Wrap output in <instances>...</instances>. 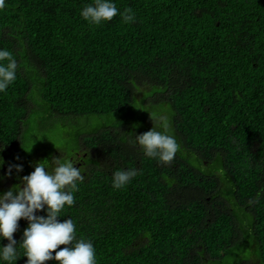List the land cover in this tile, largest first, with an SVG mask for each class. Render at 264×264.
Listing matches in <instances>:
<instances>
[{
    "label": "trees",
    "instance_id": "trees-1",
    "mask_svg": "<svg viewBox=\"0 0 264 264\" xmlns=\"http://www.w3.org/2000/svg\"><path fill=\"white\" fill-rule=\"evenodd\" d=\"M113 2L120 12L130 8L135 22L118 14L90 24L80 13L94 0H5L0 48L18 68L0 93V144L19 145L39 108L46 121L119 118L146 78L164 108L155 116H167V134L180 146L175 159L162 164L136 142L119 146L109 126L85 142L79 136V149L108 145L116 156L103 167L106 157L93 153L99 166L78 182L74 205L58 219H73L77 239L93 243L97 264H220L247 236L241 209L252 217V248L264 264V0ZM36 73L43 76L38 95L31 92ZM127 167L138 175L114 189L112 173ZM27 226L22 218L13 234L16 264L27 260L19 246Z\"/></svg>",
    "mask_w": 264,
    "mask_h": 264
},
{
    "label": "clouds",
    "instance_id": "clouds-1",
    "mask_svg": "<svg viewBox=\"0 0 264 264\" xmlns=\"http://www.w3.org/2000/svg\"><path fill=\"white\" fill-rule=\"evenodd\" d=\"M5 6V0H0V10ZM80 14L93 25L111 21L118 14L125 23L135 22L132 10L129 8L120 12L113 0H94ZM17 68V60L13 54L0 48V93H4L16 80ZM149 113L154 126L136 135V143L143 156L156 159L162 164H170L180 146L173 136L167 134V116H153ZM3 145L0 144V153L7 146ZM44 161L34 163V171L25 173L20 183L6 191H0V264H16L21 257L13 234L17 232L22 218L28 221L19 243L23 256L27 257L25 264H45L46 261H57L58 264H97L93 243L83 238L77 239L73 219H58L63 217L66 207L75 203L74 193L79 190L78 182L82 183L85 179L81 168L76 167L77 162L71 160L61 162L59 157H53L51 163ZM4 164L5 161L0 156V167ZM8 164L5 173L8 177L12 176L13 168L17 173L23 171L22 164L11 165L9 161ZM137 175L136 168L116 170L112 173V186L117 190L122 189ZM40 211L46 215H38L37 212ZM5 239L8 241L6 244L2 243ZM60 245L65 247L59 248ZM256 264H261L258 257Z\"/></svg>",
    "mask_w": 264,
    "mask_h": 264
},
{
    "label": "rangeland",
    "instance_id": "rangeland-1",
    "mask_svg": "<svg viewBox=\"0 0 264 264\" xmlns=\"http://www.w3.org/2000/svg\"><path fill=\"white\" fill-rule=\"evenodd\" d=\"M42 79L43 76L41 74L40 76L37 75L36 78H33L34 84L31 92L34 95H38V88L42 83ZM137 84V89L135 91L136 101L133 100V104L130 106L129 110L126 109L119 112V118L91 115L87 117H70L66 119L57 116L50 121H46L45 115L47 112L43 109L39 108L37 111H34L33 113L31 112L20 136V142H22L19 145L15 144L13 146L14 148L10 151L1 152L0 155L3 158H7L5 163L8 160L11 165L22 164V172L17 173L15 168H13V174H19L22 176L25 173H31L34 171V163L39 161L45 160L44 162L49 161V163H51L53 157H59L61 162L73 160V158L79 153L78 150L80 146L83 145L79 140V136L83 137V142H85V136L89 135L94 129L109 126L112 130L111 138L112 140H116L119 146L130 147L134 145L136 142L134 136L150 130L148 128L149 125L144 123L146 119L149 121L152 120L149 112L155 116L157 114L156 111L164 109L163 107L161 108L156 105L157 99L154 96L156 88L152 87L149 80L142 78ZM37 106H41V102L37 101ZM132 129L137 130H135L134 135H132ZM94 143L95 141L91 138L90 144L93 145ZM135 145L138 147L137 143ZM97 150L98 149H90L89 147L85 148L81 153L83 157L79 158L83 161L81 166L86 167V170L89 173L95 169L96 166H99L98 163L100 161L93 156V153H96ZM97 154L99 157H106L101 158V164L103 167V161H108V158L116 156L115 149L108 145L105 149H99ZM188 158L199 157L195 154H191ZM200 169L205 174L212 173L210 167H203L201 164ZM7 170L8 167L6 172ZM240 212H242V210L237 209V215L241 216L242 229L243 231L245 230L247 236L242 245L238 247L233 246V253L223 257L220 264L257 263V256L254 248H252L254 245L251 235L252 231L250 229L252 217L248 214L244 215L245 212H243V214Z\"/></svg>",
    "mask_w": 264,
    "mask_h": 264
},
{
    "label": "flooded vegetation",
    "instance_id": "flooded-vegetation-1",
    "mask_svg": "<svg viewBox=\"0 0 264 264\" xmlns=\"http://www.w3.org/2000/svg\"><path fill=\"white\" fill-rule=\"evenodd\" d=\"M13 148H14L13 146L8 147V145H7L6 148H4L2 152H7L8 150H12ZM84 149H85V147L83 149H79L78 150L79 153L76 155L75 158H73V160H75V161H73V160H71V161H73V162L77 161V164L75 166L80 167L82 170V173L84 175H86L88 171L86 170V167L81 166L83 164V161L81 159H79V158L83 157V155L81 153ZM86 156H87V154H86ZM86 156H84V157H86ZM140 158H143V157H140ZM3 159H4V161L6 160V158H3ZM111 160L112 159H110V161ZM139 163H141V160H139ZM8 166H9V164H8V160H7V162L4 164V166L0 167V191H6V190H8V188H11L13 185L20 183L21 178L24 176V175L20 176L19 174H12L11 177L6 176L5 173H6V169ZM2 183H4V184H2Z\"/></svg>",
    "mask_w": 264,
    "mask_h": 264
}]
</instances>
